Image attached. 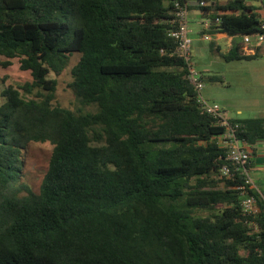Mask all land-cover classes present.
I'll return each mask as SVG.
<instances>
[{
    "label": "trees",
    "instance_id": "16d2710c",
    "mask_svg": "<svg viewBox=\"0 0 264 264\" xmlns=\"http://www.w3.org/2000/svg\"><path fill=\"white\" fill-rule=\"evenodd\" d=\"M174 1L0 0V69L17 59L31 76L0 92V264H264V200L245 184L251 159L247 175L235 170L217 139L227 128L197 102L186 78L192 66L203 85L193 51L187 63L169 35ZM177 1L210 21L201 36L241 38L216 50L225 61L256 57L242 36L260 16L243 0ZM72 53L75 110L53 105L50 78ZM226 122L245 147L264 140V119ZM46 142L36 192L22 181L23 151ZM241 187L253 216L242 214Z\"/></svg>",
    "mask_w": 264,
    "mask_h": 264
},
{
    "label": "rangeland",
    "instance_id": "374dc122",
    "mask_svg": "<svg viewBox=\"0 0 264 264\" xmlns=\"http://www.w3.org/2000/svg\"><path fill=\"white\" fill-rule=\"evenodd\" d=\"M210 2L221 3L226 0H209ZM200 18L196 11L188 12V31L192 40V63L197 71L203 77V89L206 90L213 99H208L209 104L217 103L221 108H225L216 100L228 102L230 105L238 104L245 106L262 104L264 102V82L262 56H256L250 60L225 61L221 54L210 45V41H204L200 32ZM240 42L241 38L236 37ZM220 43V42H219ZM221 53L225 52L223 43L220 45ZM78 53H72L69 57L68 64L60 76L55 77L50 74V78L57 80V89L53 105L75 110L80 105L68 90L67 84L71 81L70 69L78 59ZM217 77L218 81H210L209 78ZM6 77L5 84L0 80V92L6 85H20L30 82L29 72L20 71L17 59L12 60V65L6 69H0V78ZM206 94L201 91V95ZM29 97V96H27ZM206 98H208L205 95ZM3 98L0 95V105ZM84 110H94V107H87ZM226 110V109H225ZM226 115L229 117H238L233 112L227 110ZM52 146L49 143H29L23 151V178L22 181L28 184L32 190L38 191L45 175L49 160L51 157Z\"/></svg>",
    "mask_w": 264,
    "mask_h": 264
},
{
    "label": "built area",
    "instance_id": "2783aa9c",
    "mask_svg": "<svg viewBox=\"0 0 264 264\" xmlns=\"http://www.w3.org/2000/svg\"><path fill=\"white\" fill-rule=\"evenodd\" d=\"M261 5L259 14L253 12L260 16V24L257 26V30L248 35L242 36L243 42V53L245 55H254L256 49H258L262 44H264V0H257ZM201 6L208 5L207 2H199ZM250 6V5H249ZM174 15L176 17L175 28L169 32V35L174 38L177 42L176 53L179 57H182L187 63L190 61L192 54V40L189 37L188 31V12L186 4H181L179 1H174ZM218 22V19L215 21ZM203 29L207 30L210 26L209 20H203L201 23ZM204 41H209L211 37L208 34L202 35ZM186 78L190 83H192L198 92L197 102L207 111V113L218 117L221 119V124L227 129L224 134L217 137L218 142L221 146L226 148V159L235 167L236 171H241L244 175H247V170L245 168L246 162L249 160V153L245 146L242 145V142L231 132L227 126L226 119L223 116L222 111L217 105L209 104L200 94L203 85L199 81L198 74L195 69L190 66L188 68V73ZM221 176L228 177L230 175V169L226 166H223L220 169ZM245 184H250V179H246ZM251 188V186H250ZM242 196L241 200V210L242 214L245 216H253L259 210L256 205V201L251 196H245V188H238Z\"/></svg>",
    "mask_w": 264,
    "mask_h": 264
},
{
    "label": "crops",
    "instance_id": "0c3cea01",
    "mask_svg": "<svg viewBox=\"0 0 264 264\" xmlns=\"http://www.w3.org/2000/svg\"><path fill=\"white\" fill-rule=\"evenodd\" d=\"M190 4L195 3L193 0H189ZM225 2H221L219 4H224ZM244 5H250L255 12L259 14L261 5L257 0H243ZM193 5V4H192ZM235 37H229L223 33H217L215 37L211 38L210 42H213V46L215 50H218L221 53L220 45L221 43L225 46V54L230 49L231 43ZM220 42V43H219ZM194 52V49L192 48ZM256 56H262V68L264 73V44H262L256 51ZM212 77V76H211ZM263 82H264V74H263ZM206 94H202V97L208 102V99H213V96L206 92L205 89H202ZM205 95L208 97L206 98ZM221 103L225 108H221L217 103H212L213 105H217L223 113V116L226 120H242V119H250V118H259L264 119V102L262 104L255 105H247L245 106L232 104L230 105L228 102H224L221 100H216ZM209 103V102H208ZM226 109V110H225ZM229 110L233 112L238 117H229L226 115V111ZM246 149L250 155L251 163L249 166V179L251 188L264 200V140H259L255 142L253 145H246Z\"/></svg>",
    "mask_w": 264,
    "mask_h": 264
},
{
    "label": "water",
    "instance_id": "95a60500",
    "mask_svg": "<svg viewBox=\"0 0 264 264\" xmlns=\"http://www.w3.org/2000/svg\"><path fill=\"white\" fill-rule=\"evenodd\" d=\"M192 4H193V5H198V3H197V2H195V3H191L190 5H192Z\"/></svg>",
    "mask_w": 264,
    "mask_h": 264
}]
</instances>
